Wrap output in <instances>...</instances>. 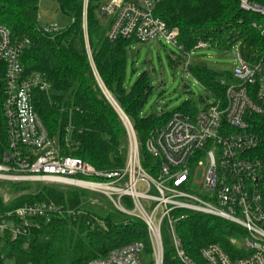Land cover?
Wrapping results in <instances>:
<instances>
[{"label": "built area", "instance_id": "built-area-1", "mask_svg": "<svg viewBox=\"0 0 264 264\" xmlns=\"http://www.w3.org/2000/svg\"><path fill=\"white\" fill-rule=\"evenodd\" d=\"M163 1L101 0L98 14L108 19V40L165 39L188 55L198 48L211 47L200 41L192 51L185 52L178 41V28L170 29L156 15ZM83 3L86 11L89 0ZM240 3L243 9L264 16V6L249 0ZM38 30L53 37L61 29L39 24ZM25 46L26 42H14L11 30L0 22V62L5 71L3 113L8 143V150L0 151V179L73 186L99 195L123 214L147 225L152 264L164 262V228L172 235L180 262L195 264L176 233V223L185 219L188 212L221 217L244 229V235L232 237L231 242L246 255L233 259L219 244H210L201 250L208 264H264V163L248 155L260 144L261 137L250 129L246 118L249 113L264 114V49L249 59L238 50L239 63L232 71V79L220 80L226 86L223 99L209 93L194 114L176 111L164 126L150 132L146 151L160 161L157 175H153L142 164L136 132L121 108L117 111L129 140L122 168L101 171L82 158L62 154L58 139L50 136L33 100L38 89L51 93V85L43 74L26 71L22 63ZM189 63V60L185 63L186 70ZM199 166L203 169L202 180L195 190L194 173ZM80 212L66 209L72 218ZM58 213H64L62 205L44 201L0 209V237L10 236L12 241L27 238L24 243L27 247L28 238L39 227L40 220L49 222ZM5 243V239L0 241V264H20L5 253ZM88 264L150 263L145 244L134 241Z\"/></svg>", "mask_w": 264, "mask_h": 264}, {"label": "trees", "instance_id": "trees-1", "mask_svg": "<svg viewBox=\"0 0 264 264\" xmlns=\"http://www.w3.org/2000/svg\"><path fill=\"white\" fill-rule=\"evenodd\" d=\"M54 1L72 19L51 37L38 30L40 0H0V22L11 30L14 42H26L22 55L26 71L43 74L51 85V93L39 89L34 92V106L41 121L50 136L58 139L62 154L82 158L101 171L122 168L129 149L128 134L103 85L133 124L143 166L157 175L159 158L151 156L145 148L150 132L164 126L176 111L194 114L196 106L187 100L173 112L143 115L153 90L148 73L144 71L132 88L126 89L124 85L127 50L138 41L108 40L98 14L101 0H89L86 11L83 0ZM249 1L264 6V0ZM156 15L170 29L178 28V41L185 52L192 51L200 41L221 50H230L239 43L246 59L264 49V16L243 9L240 0H164L158 5ZM187 71L208 93L216 98L225 97L226 86L220 77L230 80L232 72L221 74L207 65L191 63ZM4 72V64L0 62V151L8 150L3 113ZM246 118L250 129L261 137L260 144L248 155L264 163V114L249 113ZM11 190L26 193L7 202L0 195V209L42 201L64 207V213L53 215L49 222L40 220L39 227L28 238L27 247H24L27 238L12 241L10 236L0 237V241L6 240L5 253L20 264H88L134 241L145 244V255L152 264L147 225L123 214L109 201L111 208L106 213L87 209L84 199L99 195L78 187L44 182L17 183ZM69 208L81 212L72 218L66 213ZM163 230V264H182L172 235ZM176 233L195 264H208L201 250L210 244H219L233 259L246 255L231 242L232 237L244 235V229L221 217L188 212L185 219L176 223Z\"/></svg>", "mask_w": 264, "mask_h": 264}, {"label": "rangeland", "instance_id": "rangeland-1", "mask_svg": "<svg viewBox=\"0 0 264 264\" xmlns=\"http://www.w3.org/2000/svg\"><path fill=\"white\" fill-rule=\"evenodd\" d=\"M39 14L41 27L55 26L62 29L67 27L72 19L71 16L60 10L54 0H40ZM100 21L103 26H107L108 19L106 17H100ZM238 50L239 43L230 50H221L214 47L198 48L188 55L165 39L137 42L127 50L124 85L126 89L132 88L137 78L144 71L148 73L153 90L143 108V115L173 112L187 100L194 103L196 108H201L202 99L209 96L208 90L185 69V63L189 60L191 64L207 65L218 73L226 74L232 72L238 65ZM172 60L176 61L172 62ZM201 167L199 166L194 173L193 188L195 190L198 189V182L202 180L203 169ZM17 183L28 182L0 179V195L4 198V201H10L26 193V191L12 193L11 189ZM84 202L87 203V209L103 213L108 212L111 208L106 200L98 196L85 198Z\"/></svg>", "mask_w": 264, "mask_h": 264}, {"label": "water", "instance_id": "water-1", "mask_svg": "<svg viewBox=\"0 0 264 264\" xmlns=\"http://www.w3.org/2000/svg\"><path fill=\"white\" fill-rule=\"evenodd\" d=\"M104 91V90H103ZM104 93H105V91H104ZM106 94V93H105ZM106 96L108 97V99L113 103V101L111 100V98H109V96L106 94ZM116 105V104H115ZM119 105H117V106H115L116 108H117V110L118 111H120L119 109H120V107H118Z\"/></svg>", "mask_w": 264, "mask_h": 264}, {"label": "bare ground", "instance_id": "bare-ground-1", "mask_svg": "<svg viewBox=\"0 0 264 264\" xmlns=\"http://www.w3.org/2000/svg\"><path fill=\"white\" fill-rule=\"evenodd\" d=\"M115 103V102H114ZM116 104V103H115Z\"/></svg>", "mask_w": 264, "mask_h": 264}]
</instances>
